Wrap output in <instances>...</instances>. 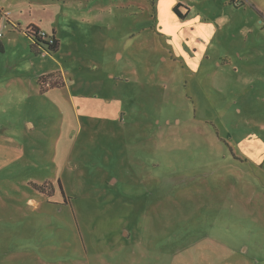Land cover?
<instances>
[{"label": "rangeland", "instance_id": "rangeland-1", "mask_svg": "<svg viewBox=\"0 0 264 264\" xmlns=\"http://www.w3.org/2000/svg\"><path fill=\"white\" fill-rule=\"evenodd\" d=\"M0 32V264H264V0H0Z\"/></svg>", "mask_w": 264, "mask_h": 264}, {"label": "trees", "instance_id": "trees-1", "mask_svg": "<svg viewBox=\"0 0 264 264\" xmlns=\"http://www.w3.org/2000/svg\"><path fill=\"white\" fill-rule=\"evenodd\" d=\"M180 6H182L180 4ZM177 6L175 9V12H177L180 16L179 12V7ZM182 17V16H181ZM32 32H28L29 36L32 39L33 44L31 46V51L34 53L36 56L42 55L43 53L47 54H57L61 50V41L55 37H53L52 41L47 40V34H43L41 29L35 25L31 26ZM56 32L53 31V35L55 36ZM0 53H5V48L3 43L0 41ZM35 189L38 191H41L44 195L50 196L53 193V184L51 185L48 182H45L43 184H36V183H31ZM49 186L51 188H49ZM58 187L62 194L65 196L63 192V185L62 182L59 180L58 181Z\"/></svg>", "mask_w": 264, "mask_h": 264}, {"label": "built area", "instance_id": "built-area-1", "mask_svg": "<svg viewBox=\"0 0 264 264\" xmlns=\"http://www.w3.org/2000/svg\"><path fill=\"white\" fill-rule=\"evenodd\" d=\"M0 38H2V32H0Z\"/></svg>", "mask_w": 264, "mask_h": 264}, {"label": "crops", "instance_id": "crops-1", "mask_svg": "<svg viewBox=\"0 0 264 264\" xmlns=\"http://www.w3.org/2000/svg\"><path fill=\"white\" fill-rule=\"evenodd\" d=\"M56 32V31H55ZM2 38H3V34H2ZM1 39V38H0ZM5 48V47H4ZM4 54V53H3Z\"/></svg>", "mask_w": 264, "mask_h": 264}]
</instances>
